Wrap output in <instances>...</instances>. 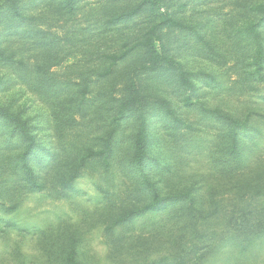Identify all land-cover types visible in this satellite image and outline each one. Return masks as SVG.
I'll use <instances>...</instances> for the list:
<instances>
[{
    "label": "rangeland",
    "instance_id": "1",
    "mask_svg": "<svg viewBox=\"0 0 264 264\" xmlns=\"http://www.w3.org/2000/svg\"><path fill=\"white\" fill-rule=\"evenodd\" d=\"M0 264H264V0H0Z\"/></svg>",
    "mask_w": 264,
    "mask_h": 264
},
{
    "label": "trees",
    "instance_id": "2",
    "mask_svg": "<svg viewBox=\"0 0 264 264\" xmlns=\"http://www.w3.org/2000/svg\"><path fill=\"white\" fill-rule=\"evenodd\" d=\"M257 64V71L260 72L263 69V64L262 62L257 59L256 61ZM145 155V132L143 129L140 131L138 140L136 142V159L137 161H141ZM156 201L152 203V206L155 208Z\"/></svg>",
    "mask_w": 264,
    "mask_h": 264
}]
</instances>
